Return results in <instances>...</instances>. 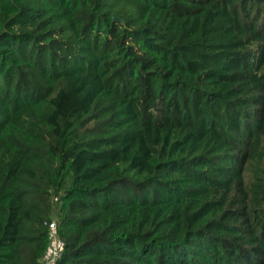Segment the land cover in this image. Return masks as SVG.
I'll return each instance as SVG.
<instances>
[{"label": "trees", "instance_id": "1", "mask_svg": "<svg viewBox=\"0 0 264 264\" xmlns=\"http://www.w3.org/2000/svg\"><path fill=\"white\" fill-rule=\"evenodd\" d=\"M264 264V0H0V264Z\"/></svg>", "mask_w": 264, "mask_h": 264}, {"label": "built area", "instance_id": "2", "mask_svg": "<svg viewBox=\"0 0 264 264\" xmlns=\"http://www.w3.org/2000/svg\"><path fill=\"white\" fill-rule=\"evenodd\" d=\"M49 227L51 229L50 242L41 257L40 264H58L66 248V242L60 237L58 232L56 220L50 222Z\"/></svg>", "mask_w": 264, "mask_h": 264}]
</instances>
